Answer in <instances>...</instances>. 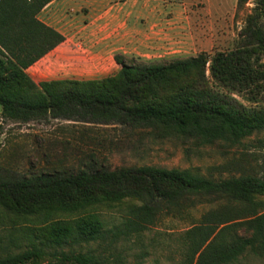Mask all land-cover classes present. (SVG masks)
I'll use <instances>...</instances> for the list:
<instances>
[{
	"label": "trees",
	"instance_id": "trees-1",
	"mask_svg": "<svg viewBox=\"0 0 264 264\" xmlns=\"http://www.w3.org/2000/svg\"><path fill=\"white\" fill-rule=\"evenodd\" d=\"M51 1L0 0V105L5 117L121 124L202 146H244V139L264 134V108L245 105L206 73L209 59L212 77L226 85L250 72L248 67L264 56L260 28L249 25L239 47L228 54L210 58L201 52L144 64L116 54L121 69L113 76L37 84L26 70L65 41L61 32L37 17ZM257 2L264 9V0ZM259 142L264 149V138ZM259 169V175L245 171L217 180L189 169L156 166L0 176V207L42 220L31 246L0 256V264L41 258L49 259L46 264H125L121 252L105 255L79 249L92 244L118 249L124 241L139 239L162 215H181L197 202L219 199L227 204L206 211L186 230L190 257L199 254L197 264H230L247 252L262 257L264 209L253 194L264 192V150ZM124 199L135 203L117 224L108 226L93 211L97 205ZM238 227L248 235L230 236Z\"/></svg>",
	"mask_w": 264,
	"mask_h": 264
},
{
	"label": "rangeland",
	"instance_id": "rangeland-1",
	"mask_svg": "<svg viewBox=\"0 0 264 264\" xmlns=\"http://www.w3.org/2000/svg\"><path fill=\"white\" fill-rule=\"evenodd\" d=\"M116 14L120 17L129 14L124 27L119 21L116 26L133 42L134 48L125 56L139 64L168 62L201 52L210 58L218 53L228 54L239 47L249 25L260 28L264 36V9L257 0H52L37 17L73 38L71 47L77 57L66 61L65 69L57 62L59 51L52 50L44 56V62L36 64L41 58L26 72L37 84L115 75L117 72H112L108 63L103 69L98 68L95 54L103 49L98 40H107L110 30L116 27L111 21ZM104 56L110 53L104 52ZM211 63L209 59L206 73L213 84L247 106L264 108V56L248 67L250 72L231 82L232 85L212 77ZM261 138L264 134L251 136L243 140L244 146L238 147H229L223 142L202 146L191 140L163 138L153 130L121 124L50 116L29 121L10 119L3 115L0 105V176L29 178L41 173L77 174L81 170L141 166L189 169L214 180L239 176L245 171L259 175L264 150L259 142ZM253 199L262 203L264 209V192L253 194ZM133 203L132 199L106 202L93 211L111 226L125 217ZM225 204L227 201L221 199L205 200L181 215H162L139 239L124 241L118 249L92 244L79 250L90 249L105 255L121 252L125 264L137 261L141 264H197L199 254L193 259L190 257L185 232L198 223L206 211ZM41 223L40 217L0 207V256L28 249ZM231 233L230 236L248 235L242 227L233 228ZM48 260L41 258L27 264H46ZM230 264H264V256L247 252Z\"/></svg>",
	"mask_w": 264,
	"mask_h": 264
},
{
	"label": "crops",
	"instance_id": "crops-1",
	"mask_svg": "<svg viewBox=\"0 0 264 264\" xmlns=\"http://www.w3.org/2000/svg\"><path fill=\"white\" fill-rule=\"evenodd\" d=\"M114 16H115V19L111 20L114 22V26H116L117 22L119 21V23L122 25L121 27H124L125 24L127 23L129 14L127 17L126 16L120 17V14H116ZM65 37H66L65 41L63 43H61L59 46H57L54 50L59 51L58 60H57V62L59 63V66L66 69V67L63 64L66 61L72 59L73 57H77V56L74 55V50L71 47L70 41H72L73 38L68 37L67 35H65ZM101 39H102V37H101ZM98 43H99V45H101V47L103 49L101 50V52L95 54V56L98 59L97 60L98 61L97 66L99 69H103L104 67L107 66L106 63H108L110 65L112 72H118L120 70V67H121L115 61L114 56L116 54L129 55L131 53V50L134 48L133 45H131V43H133V42H131V40L128 37H126L124 34H122L121 29L119 30L117 26L113 30H110L109 35L107 36V40H100L99 39ZM67 47L70 49L66 50ZM104 52H107V53L109 52L110 56L105 57ZM45 57H43L36 64L39 63V65H40V63L44 62Z\"/></svg>",
	"mask_w": 264,
	"mask_h": 264
}]
</instances>
